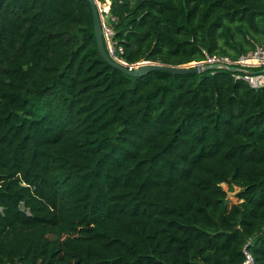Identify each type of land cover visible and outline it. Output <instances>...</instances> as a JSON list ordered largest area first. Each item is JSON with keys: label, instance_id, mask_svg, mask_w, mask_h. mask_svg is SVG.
<instances>
[{"label": "trees", "instance_id": "trees-1", "mask_svg": "<svg viewBox=\"0 0 264 264\" xmlns=\"http://www.w3.org/2000/svg\"><path fill=\"white\" fill-rule=\"evenodd\" d=\"M110 2L129 65L264 48V0ZM238 76L131 78L87 0H0V264H244L250 239L264 264V87Z\"/></svg>", "mask_w": 264, "mask_h": 264}, {"label": "water", "instance_id": "water-1", "mask_svg": "<svg viewBox=\"0 0 264 264\" xmlns=\"http://www.w3.org/2000/svg\"><path fill=\"white\" fill-rule=\"evenodd\" d=\"M87 1L89 2L92 8V14L94 20V33L100 55L109 66L119 70L128 77L136 78V79L144 78L154 72H166L177 76L194 75V74L201 75L208 72H215L218 70L227 71L232 74H241V75L255 74L246 69H240L235 66L227 65L225 63L204 64V62L203 63L195 62L194 65L189 64L185 66H169L160 63L143 62L140 63L138 67H134V65L117 62L109 55L107 50L98 0H87ZM258 74L264 75V70H262Z\"/></svg>", "mask_w": 264, "mask_h": 264}, {"label": "built area", "instance_id": "built-area-1", "mask_svg": "<svg viewBox=\"0 0 264 264\" xmlns=\"http://www.w3.org/2000/svg\"><path fill=\"white\" fill-rule=\"evenodd\" d=\"M109 4H110V0H109ZM109 11H110V7H109V9H107V13H109ZM100 15H101V11H100ZM102 18L103 17L101 15V20H102ZM102 27H103L104 38H105V42H106V46H107V50H108L109 55L115 61L122 63L123 61L118 56V53H121L122 50H117L115 48V46L113 45V42H112V38L114 35L113 28L112 29L107 28L104 25L103 21H102ZM211 60H215V62H209ZM211 60L208 61V64L225 63L227 65L235 66L237 68L246 69V70L250 69V68H256V67H248V66L244 65V63L256 62V64L258 65L257 68H260V67H264V48L258 47L255 51L249 53L248 55L242 57L239 61L233 62V63H230L232 61H229L228 59L213 58ZM217 60H220V61L216 62ZM225 60H228L229 62L225 61ZM260 75H257V74L241 75L238 78L245 81L246 83L250 84L252 87L260 88V87H264V77H262ZM252 244H253V240L250 239L243 249V253L245 256V263L244 264H256L255 258L252 254V251H251Z\"/></svg>", "mask_w": 264, "mask_h": 264}, {"label": "rangeland", "instance_id": "rangeland-1", "mask_svg": "<svg viewBox=\"0 0 264 264\" xmlns=\"http://www.w3.org/2000/svg\"><path fill=\"white\" fill-rule=\"evenodd\" d=\"M98 4H99V9L101 11V15L103 17L102 21H103L104 25L107 28L112 29V20H111L110 14L107 13V9L109 7V5H108L109 0H107V2L105 4H101L100 2H98ZM228 60H225V61H228ZM218 61H220V60H217L216 62H218ZM209 62H215V60H211ZM122 63H124V62H122ZM230 63H233V62H230ZM204 64H208V62H204ZM138 65H140V64L134 65V67H138ZM248 67H253V66H248ZM236 75H239L238 77L241 76V74H236ZM260 76L264 77V75H260ZM222 187L227 192V195H228L227 200H226L227 206L231 207L232 205L238 203V193L240 192V190L237 187H233V186L227 185V184H224Z\"/></svg>", "mask_w": 264, "mask_h": 264}, {"label": "bare ground", "instance_id": "bare-ground-1", "mask_svg": "<svg viewBox=\"0 0 264 264\" xmlns=\"http://www.w3.org/2000/svg\"><path fill=\"white\" fill-rule=\"evenodd\" d=\"M108 5H110V4H108ZM244 65L258 67V65L256 64V62H246V63H244Z\"/></svg>", "mask_w": 264, "mask_h": 264}, {"label": "crops", "instance_id": "crops-1", "mask_svg": "<svg viewBox=\"0 0 264 264\" xmlns=\"http://www.w3.org/2000/svg\"><path fill=\"white\" fill-rule=\"evenodd\" d=\"M110 4H111V2H110Z\"/></svg>", "mask_w": 264, "mask_h": 264}]
</instances>
